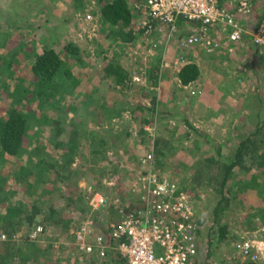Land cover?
I'll return each instance as SVG.
<instances>
[{
    "label": "trees",
    "instance_id": "16d2710c",
    "mask_svg": "<svg viewBox=\"0 0 264 264\" xmlns=\"http://www.w3.org/2000/svg\"><path fill=\"white\" fill-rule=\"evenodd\" d=\"M261 2L253 0L255 9L246 15V18L241 17L240 19V21L244 20V24H247L249 29H252L257 19L261 17L260 13H256L257 6ZM97 4L100 8V21L103 25H107V28H113L117 39L129 41L136 37V32H144L142 27L137 26L138 23L133 24V18L138 15L141 18L146 16L149 18L148 9L144 7L141 0H135V9L129 5L128 0H110V2L97 0ZM137 4L143 7L136 9ZM236 20H239L238 16ZM151 21L153 26L156 25L155 19ZM181 21L179 19L178 23H182ZM183 23L192 28L199 25V22L194 21H183ZM34 34L29 36L32 38ZM4 35L0 43V45L3 43V47L9 39L7 33ZM246 39L250 41L252 36L242 35L239 42L242 43ZM225 41L222 40L221 44ZM32 43L33 41L29 40L25 43V40L19 37L13 48L8 47L10 49L7 48L8 50L3 51L4 53L0 52V232L5 233L7 237V241L2 240L0 246V264H63L61 258L58 257L60 246L54 244L55 241L63 244L61 240L63 235L68 236L69 244H72L76 251L74 236L73 233H69V230L71 226L75 230L85 217L77 222L66 213L73 205L78 211L84 212L87 201L84 200V191L77 187L76 182L70 184V180L72 177L75 180L78 178L80 168L93 169L94 166L86 167L85 160L88 157L93 165L99 154L102 155V160H109L106 135L110 133L106 134L103 129L93 128L95 126L93 122L85 124L83 121L86 118L82 117H86V114L97 117L103 113V120H111L113 116L120 114V110H128L131 118L135 117L138 132L141 135V147L150 149L149 152L152 153L150 172L160 179L168 177L165 172L160 173L158 169L160 158L166 155V141L161 137L153 139L151 144L149 140L145 141V135H148V132L143 127L152 125L154 120L153 114L157 103L155 95L151 99L152 105L148 107L149 117L144 115L142 105L136 103L132 106V103L130 104L123 95L121 100L125 103V109L117 108L116 101H107L105 96L98 97L96 94L99 89L107 90L109 87L114 89L116 85L125 84L128 74L119 61L105 64L104 68L99 69L100 74L96 77L94 74L98 71H95L92 63L83 57L74 42H66L59 50L43 44L39 52L36 44ZM243 43L249 45L247 40ZM157 55L153 64L146 66L150 78L157 76L159 72V56ZM260 60L261 65L257 67V70L261 71L264 78V60ZM151 71L155 72L151 73ZM199 74L198 65L194 61H189L181 66L177 77L182 85H187L194 82ZM93 79H98V82L96 84L92 82L88 89L87 83ZM156 79L157 77L152 78V85L155 84ZM109 80L114 84H110ZM256 87L258 88L257 84ZM258 95V103L264 102V92L263 97L261 94ZM185 122L187 124V121ZM44 127L48 129L45 132H43ZM191 128L195 130L192 126ZM238 132L239 137L243 130L240 128ZM43 134L46 135L43 138L44 141L41 138ZM129 134V131H125L124 137ZM114 136H118L117 133ZM242 136L243 134L233 152L226 155L220 154L221 148L218 143L216 154L205 156L204 160L210 164L209 170L206 171V179L194 178V186H211L219 195L212 210L215 224L218 227L214 233V239L209 241L210 244L213 240L214 242L235 241L238 238L235 245L249 240L247 236L230 235L227 225H220L224 215L223 207L231 203H247L249 209L253 210L247 213L249 226L247 228L254 230L264 225V123L258 122L252 132ZM89 139L93 147L85 154L87 149L82 143ZM110 140V145L114 147L113 137ZM147 153L140 155L139 158ZM246 160L249 162L247 167L244 165ZM78 161L79 164L76 165ZM108 162L112 164L111 172L118 176L119 162ZM195 168L198 173L205 172L201 164ZM241 170H244L246 175L235 179ZM141 174L146 175L147 173L143 171ZM119 180L121 179L118 178L115 183L108 185L115 196L110 197L111 204L107 206L106 218L102 219L101 209L91 210L88 204L87 209L91 212L87 218L92 221L94 235L99 234L106 237L112 227L118 224V218L139 207L140 196L135 199L125 197L128 190L125 185L116 187ZM58 184L61 186L58 187ZM69 187L72 188L73 195L57 192L62 191L61 188L66 191ZM99 188H101L100 185L94 187L92 194L100 192ZM179 189L184 191L180 187ZM56 192L61 201L54 200L53 195ZM117 195L121 196L115 198ZM103 196L105 197L104 194ZM114 199L118 201L114 203ZM255 200L257 204L254 205ZM102 207L104 208L105 204ZM254 217L259 223L252 220ZM23 227L26 228V233L22 242H11L10 239L14 233ZM37 227H40L39 231H36ZM32 232L35 233L34 237ZM29 238L40 241L31 242ZM262 239L264 240V237L259 240ZM41 240H45L43 244L40 243ZM117 243L112 242L114 245ZM231 251H236V260L241 258L236 247H231ZM67 252L63 255L66 258L70 257L71 250ZM114 252L118 255L116 250ZM111 253L113 252H107V258L104 261L109 259ZM76 255L82 258L76 257L75 264H97L98 262L96 258L88 257L84 252L76 251ZM121 259L124 261L123 258ZM256 261L264 262L261 259ZM241 262L253 264L255 261L248 257Z\"/></svg>",
    "mask_w": 264,
    "mask_h": 264
},
{
    "label": "rangeland",
    "instance_id": "374dc122",
    "mask_svg": "<svg viewBox=\"0 0 264 264\" xmlns=\"http://www.w3.org/2000/svg\"><path fill=\"white\" fill-rule=\"evenodd\" d=\"M106 1L110 2V0ZM128 2L133 8L135 7V0H128ZM138 7L143 6L137 4L136 9ZM259 11L257 6L256 13ZM143 16L145 15L143 14ZM99 17L100 8L97 0H81L80 2L76 0H0V43L5 37L4 33L9 35L5 47H3V43L0 45V52L4 53L3 51L10 49L8 47L13 48L16 39L19 37L25 40V43L28 40L33 41L32 44H36L38 52L41 51L40 46L43 44L59 50L66 42L72 41L79 47V52L82 53L83 57L92 63L95 71H98L94 74L96 77L100 74L99 69L104 68L105 64L119 61L121 67L128 74L125 84L116 85L114 89H110V87L107 90L99 89L96 96H105L107 101H116L117 108L125 109V103L121 100L123 95L130 104L132 103V106L136 103L142 105L146 117L150 116L148 107L152 105V96L157 97L152 125L143 127L148 132V135H145V141L148 142L149 140V144H151L156 137H161L166 141V155L160 158V167L157 168L160 173L165 172V175L177 183L178 187L184 189V192L187 191L186 193L190 197L194 218L198 225L197 254L193 258V264H246L241 262V258L236 260V251L230 252L231 247H235L238 238L235 241L214 242L213 240L210 244L209 241L214 239V233L218 227L215 224L212 210L219 195L214 192L211 186L196 187L193 182L194 178L206 179V171L209 170L210 164L204 159L206 155L216 154L218 141L221 148L220 154L232 153L242 134L244 136L246 133L252 132L258 122L264 123V102L258 103L257 98L258 94L262 96L264 92V78L257 75V67L261 65L260 59L264 60V57H259L257 54L251 55L247 47L240 42L234 44L232 50H227L224 43L210 52L198 47H193L190 50L189 48H179L176 44L177 40L190 30V27L183 22L170 24L172 28L158 23L152 26L149 33L136 32L135 37L134 32L135 38L125 41L117 39L113 28H107V25H103ZM142 19L139 15L134 17L133 24L141 22ZM169 28L173 30L171 33H169ZM32 33L35 34L31 38L29 35ZM238 44L239 46H237ZM156 55L159 56V72L157 76H153L157 79L152 85L153 77H149V70L146 66L153 64ZM189 61H194L198 65L200 74L194 82L183 87L189 91L191 103L188 102L182 107L180 96L183 94V88L180 81L179 85L181 84L180 89L182 90L176 89L179 85L173 87L178 93L176 97L169 95L171 91L168 93L169 89L161 85L165 83L176 84L178 70ZM135 76H139L140 80L135 81ZM92 82L96 84L98 79H93L89 83L85 82L88 89ZM109 82L114 84L110 80ZM195 82L197 83L196 87L193 85ZM96 96L95 98H97ZM249 97L256 99L248 100L249 103H240L238 107H235L233 102H230V105L227 103L230 101L229 98L237 101L236 98L247 100ZM217 101L223 103L220 105L221 108L215 107L213 104ZM120 111V114L113 116L111 120H103V113L97 117L89 113L85 115L86 117H82L88 120L83 121L85 124L93 122L95 124L93 128L103 129L106 134L110 133L108 136L106 135L108 141L107 154L109 155V160H107L113 163L119 162L118 176L111 172L112 164L106 159L102 160V155L99 154L94 165L88 156L85 160L86 167L94 166L93 169L80 168L78 178L75 180L72 177L70 180V184L76 182L77 187L84 191L85 198H83L87 201V207H89L88 204L92 203V198L96 193L105 195L107 198L103 196L105 207L98 208V210L101 209L102 219L107 216V206L111 204L110 197L115 196L108 185L115 183L120 178L121 180L116 187L125 185L128 190L125 197L135 199L139 194L132 190L134 179L141 172L150 169V164H138L139 156L149 152L150 149L141 147V135L138 132L135 117L131 118L128 110ZM212 111L215 116L221 117L224 125H221L219 117L210 120L211 116L208 115V112L211 115ZM174 115L179 116L175 118ZM227 121L229 123H226ZM240 128L243 132L238 137ZM43 129V132L48 130L45 127ZM125 131L130 132L127 137H124ZM115 133L118 136H114ZM46 135L48 136L47 133ZM46 135H42L43 141ZM112 137L115 142L114 147L110 145V138ZM82 145L87 149L85 154L90 152L93 147L90 139L83 142ZM75 164H79V161ZM200 164L205 169L204 173H198L197 168H195ZM244 165L247 167L249 162L246 160ZM239 172L235 179L246 175L244 170ZM99 185L101 188L98 191L100 192L92 194L94 187ZM57 186L60 187L61 184ZM71 189L69 187L65 191L64 188H61L62 191L57 192L73 195ZM57 192L53 195L56 201L60 200ZM119 196L117 195L115 198H119ZM256 200L254 205L257 204ZM113 201L116 203L118 200L114 199ZM234 203L223 207L224 215L220 225L226 224L230 235L247 236L252 241L264 237V225H260L254 230L247 228L249 227L247 213L253 211L249 209V204ZM87 207L84 212H80L73 205L66 214L77 222L85 217L81 221L83 222L88 219V214L92 210V208L90 210ZM252 220L259 223L255 217ZM72 231L73 227L71 226L69 233ZM25 233V227L17 230L10 241L13 243L22 242ZM69 236L71 235L69 234ZM67 239L68 236L63 235V239H61L63 244H59V241L54 242L55 246H60L58 257L61 258L63 264H75L76 257H82L76 255L73 245L68 242L70 239ZM29 240L32 242L34 239L29 238ZM38 241L40 240L35 239L33 242ZM44 241L41 240L40 243L43 244ZM2 242L0 240V246ZM69 250H71L70 257L66 258L63 255ZM103 264H125V262L116 253H111L109 259ZM253 264H264V262L255 261Z\"/></svg>",
    "mask_w": 264,
    "mask_h": 264
},
{
    "label": "built area",
    "instance_id": "2783aa9c",
    "mask_svg": "<svg viewBox=\"0 0 264 264\" xmlns=\"http://www.w3.org/2000/svg\"><path fill=\"white\" fill-rule=\"evenodd\" d=\"M148 9L146 16L137 24L145 33L152 29V21L172 24L177 17L196 21L191 33L179 39L181 48H202L206 52L221 45L222 38L237 43L242 35L250 34L256 46L264 47V2L258 7L261 17L252 29L241 17L250 14L253 0H141ZM236 16L239 20H236ZM251 24V23H248ZM252 30V31H251ZM140 77L135 76V81ZM152 153L138 159V164H150ZM146 175H137L132 190L139 194V207L118 218L106 237L93 234L92 221L87 219L72 231L76 251L104 262L107 252L117 251L126 264H192L197 254L198 225L188 193L181 191L171 178L157 177L150 169ZM178 188V189H177ZM104 197L96 193L91 208L104 204ZM40 227L36 228L39 231ZM35 236V233H32ZM0 233V240H6ZM112 242H118L116 245ZM241 259L264 261V240L251 239L235 245ZM102 264V263H101Z\"/></svg>",
    "mask_w": 264,
    "mask_h": 264
},
{
    "label": "crops",
    "instance_id": "0c3cea01",
    "mask_svg": "<svg viewBox=\"0 0 264 264\" xmlns=\"http://www.w3.org/2000/svg\"><path fill=\"white\" fill-rule=\"evenodd\" d=\"M261 1H263V0H259V2H261ZM252 31V30H251ZM246 40H247V42H249V45H247L246 43H243V42H246ZM246 40H244V41H242V44H244L245 45V47H247V50H249L248 52H251V55H255V54H257L259 57H264V47H261V46H255V45H253L252 44V42H251V40L249 41L248 39H246ZM224 45H226V48H227V50H232V48L234 49V44L233 43H231V42H228V41H225L224 42ZM237 46H239V44L237 45ZM229 48V49H228ZM259 53V54H258ZM257 75L260 77V76H263L262 75V73H261V71H258V73H257ZM179 85V79H178V77H176V84H172V83H169V84H167V83H165L164 85H161V86H163V87H167L168 89H169V91H167L168 93H169V95H173L174 97H176V95L178 94V93H176V89L177 90H182V89H180V85H179V87H176V89H174L173 87H175V86H178ZM193 85H195V87L197 86V83L195 82V84H193ZM182 86V88L185 86V85H181ZM172 89V90H171ZM182 96H180V103H181V105H182V107H184L185 106V104L187 105L188 104V102H190L191 103V101H190V99H191V97H190V94H189V91H187L186 89H184L183 88V94H181ZM237 99V101L236 100H234L233 98H229L228 100H230L229 102H227L228 103V105H230V102H233L234 103V105H235V107H238L239 105H240V103H243V102H250V101H248V100H250V99H256L255 97H249L247 100H244V99H242V98H236ZM236 103V104H235ZM213 104H215V107L217 106V107H220V105H222L223 103L221 102V101H217V102H214ZM238 104V105H237ZM252 104V103H251ZM214 107V106H213ZM221 108V107H220ZM219 113H221L220 111H218ZM208 115L209 116H211V118H210V120H212V119H216V118H218L219 120H221L220 122L222 123V119H221V117L220 116H215V113L212 111L211 112V115H210V113L208 112ZM172 118H174L173 116H172ZM176 118V117H175ZM220 123V124H221ZM226 123H229V121H227ZM221 125H224V123H222ZM220 125V126H221ZM218 143H220L219 141H218Z\"/></svg>",
    "mask_w": 264,
    "mask_h": 264
},
{
    "label": "clouds",
    "instance_id": "9594fccd",
    "mask_svg": "<svg viewBox=\"0 0 264 264\" xmlns=\"http://www.w3.org/2000/svg\"><path fill=\"white\" fill-rule=\"evenodd\" d=\"M182 20L181 22H183V21H186V20H184L182 17H177L176 18V20H175V22L174 23H172L173 25L174 24H176V23H178V20ZM194 22H196V21H194ZM158 23H156V25H157ZM163 25H168V27H171L172 28V26L170 25V24H163ZM169 30V33H171L173 30H171L170 28L168 29ZM193 30V28L192 27H190V30L185 34V35H182L179 39H181L182 37H184V36H186V35H188L189 33H191V31ZM247 35H250V34H247ZM179 39L177 40V42H176V44H177V46H179L178 45V41H179ZM227 41V40H226ZM228 42H230V41H228ZM251 42H252V44L253 45H255L254 43H253V41H252V39H251ZM231 43H233V44H236V43H234V42H231ZM238 43V42H237ZM256 46V45H255Z\"/></svg>",
    "mask_w": 264,
    "mask_h": 264
}]
</instances>
